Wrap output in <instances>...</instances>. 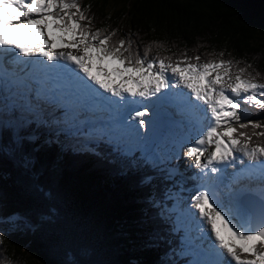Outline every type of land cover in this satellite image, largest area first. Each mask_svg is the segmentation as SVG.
Masks as SVG:
<instances>
[{
  "label": "trees",
  "instance_id": "16d2710c",
  "mask_svg": "<svg viewBox=\"0 0 264 264\" xmlns=\"http://www.w3.org/2000/svg\"><path fill=\"white\" fill-rule=\"evenodd\" d=\"M77 3L91 17L82 24L115 32L112 44L131 41L141 55L150 46L149 58L173 62L185 53L233 60L264 82V0ZM45 132L37 117L14 128L0 122V264H186L166 164L103 137L83 149L64 144L69 132L54 141Z\"/></svg>",
  "mask_w": 264,
  "mask_h": 264
},
{
  "label": "snow or ice",
  "instance_id": "6c2138e0",
  "mask_svg": "<svg viewBox=\"0 0 264 264\" xmlns=\"http://www.w3.org/2000/svg\"><path fill=\"white\" fill-rule=\"evenodd\" d=\"M84 20L90 24L91 17L77 0H0V78L7 72V53L15 52V61L41 66L44 78L32 77V82L41 85L35 89L37 99L42 95L44 84L63 75L69 81L79 82L78 91L94 93L96 107L115 106L109 118L110 128L125 127L136 135L140 128L146 127L144 117L149 107L131 113L129 119L136 121V125L127 124L120 109L132 104L143 105L148 98L158 97L160 103H170L176 98L166 96L165 90L181 87L179 95L184 109L191 112L202 108L206 121V130L184 152L186 157L194 158L193 166L204 181L191 197V214L199 217L195 222L199 235L186 236L184 243L194 256L200 257L208 254L204 250L207 237L211 241L208 249L215 257L197 258L191 264H264V193L258 214L238 198L242 193L232 194L230 190L234 198L227 207L219 204L213 194V184L220 177L221 169L244 157L258 162L247 166L250 173L258 174L250 175L249 179L258 178L264 183V146H251L248 143L251 136L243 131L239 132L240 136H246L243 142L233 135L238 131L233 123H239L240 129L249 125L264 128V122L246 119L242 110V104H246L258 113L264 112L261 98L264 82L256 79L260 73L253 75L233 60L209 59L201 63L199 55L189 57L186 53L175 62L171 57L159 55L149 58L150 46L141 55L133 52L131 41L120 39L112 44L114 31L108 34L99 29L92 31L89 24L81 23ZM33 38L36 43L26 42ZM58 48L82 49L83 54L56 51ZM26 57L33 60H24ZM13 83L33 91L28 77ZM143 139L148 141L150 137L145 135ZM213 144L214 150L208 153V147ZM240 178L241 173L233 174L234 181Z\"/></svg>",
  "mask_w": 264,
  "mask_h": 264
},
{
  "label": "rangeland",
  "instance_id": "374dc122",
  "mask_svg": "<svg viewBox=\"0 0 264 264\" xmlns=\"http://www.w3.org/2000/svg\"><path fill=\"white\" fill-rule=\"evenodd\" d=\"M45 36L47 38L46 32ZM61 50L65 52L72 51L74 54H83L82 49H56V51ZM93 70L96 71V69ZM101 78L103 79L104 77L101 76ZM30 83H32L33 91L28 92L24 87L20 88L17 86V83L14 84L12 79L7 83L4 77L0 78V122L11 124L14 128L20 125L23 126V124H26L27 121L36 119L37 117V119L43 121L46 129L45 134H51V136L47 138L50 141H54L55 135L58 133L69 132L73 136L67 141H64V144L77 148L83 147V149H86V142H95L103 137L109 141L112 146L113 144L121 146L128 154L138 152L141 157L152 166L166 164L164 166L167 172L165 177L176 178L175 183L177 184L176 189L173 192L168 190V194L174 202L170 211H174L176 229L182 233L179 240L183 242V246L180 251L187 259L186 264H191V262L197 258L203 259L201 256H194L191 250L187 248L184 243L186 236L194 238L199 235V232L195 230V222L199 220V217H193L191 214V197L194 196L195 181L194 183L188 182L189 177L193 179L196 178L195 174H197V169L193 166L194 158L186 157L184 152L189 144L198 139L199 135L206 130V121L203 120L204 111L202 109H197L196 113L190 112L189 115L191 117L192 115L199 116L200 122L197 123L193 120V118H190L189 120L182 119L181 116L185 110L181 109V107L177 105L178 103L176 101L175 104L174 101L170 102L169 105L160 104L161 109L159 107H156V110L149 108V112L144 117L146 127L140 128L139 135H136L134 132L127 130L125 127H121L119 129L110 128L108 126V115H110V113L108 112H97V114L94 115L95 111H91L87 115L90 118L86 119V116H84L80 110H76L71 105V102L64 101L61 97L53 94L51 91H48L47 97L45 93V90L47 89L44 87L41 97L37 99L35 89L41 87V85H37L32 81ZM179 90H181V87L176 86V88H173L172 93L179 97ZM154 100L155 98L150 101L153 103ZM177 100H181V97ZM151 102L145 101V104L150 106L152 104ZM27 107L29 108L24 109ZM248 107L250 106L242 104L243 111L244 108L248 109ZM157 113H163L165 115V120L163 116L159 119V117L156 116ZM167 113H173V115L178 117V120L167 117ZM187 115L188 114H186V116ZM251 117L255 120L263 122L264 112ZM126 123L136 125L137 122L128 119ZM156 124H160V131L156 140L152 141L151 132ZM235 126L239 127V123H236ZM194 127L198 128V132H196ZM243 130L246 131V134L251 136L249 141L254 143L256 146H264V144L262 145V143H264V135H256L257 132H264V128H253L249 125L247 128L240 129L237 133ZM145 135L150 137L148 141L143 139ZM32 136V132H29L28 137ZM214 147L213 145L209 146L208 153L214 150ZM238 163V166L241 168L244 163H250V161L246 158L242 159ZM190 180L191 179L189 178V181ZM236 183V181L234 183L229 182L228 180L227 182H224V185L222 184V190L217 193L218 200H227V197L229 196L228 192L232 190L234 185L238 186ZM256 191L260 190L257 189ZM261 192L264 193L263 191ZM222 202L220 201L219 204ZM14 219V216L10 217L7 222L12 223ZM206 243L211 244V241L208 240L207 237H205V246L207 245ZM175 251L178 252L179 249L176 248ZM248 255L249 258H252L250 254Z\"/></svg>",
  "mask_w": 264,
  "mask_h": 264
},
{
  "label": "bare ground",
  "instance_id": "6f19581e",
  "mask_svg": "<svg viewBox=\"0 0 264 264\" xmlns=\"http://www.w3.org/2000/svg\"><path fill=\"white\" fill-rule=\"evenodd\" d=\"M28 61H31V60H33V58H28L27 59ZM7 67V66H6ZM40 65L39 64H33V63H31V64H27V65H23L21 62L19 63V62H17V61H15L14 60V64H13V66H10V67H7V72H6V74L4 75V78H5V81L8 83L11 79L13 80V81H16L18 78H23V77H28V82L30 83L31 81H32V77H35V78H37V79H43L44 78V74L40 71ZM27 70V71H26ZM72 85L73 84H75L76 83V81L73 79L72 80ZM17 86L19 87L20 86V84L19 83H17ZM166 90H168V89H166ZM165 90V91H166ZM172 91V90H171ZM48 91L47 90H45V93H47ZM47 96V95H46ZM168 96L169 97H177L175 94H173L172 92H169V94H168ZM149 100H151V99H153V98H148ZM176 99H179V98H176ZM155 102H156V100H154V102H153V104L155 105ZM168 105H169V103H168ZM179 107H181V109H183V110H185V112L182 114V119H184V120H189L190 118H193V120H195L196 122H197V118L199 117L198 115H192V117L189 115L190 114V111L189 110H187V109H184V107H183V105L181 106L180 104L178 105ZM141 107H143V105H139V111L141 110ZM202 109V108H201ZM199 110V109H198ZM203 110V109H202ZM204 111V110H203ZM191 112H194V113H196L197 112V109L196 110H194V111H191ZM132 113V112H131ZM161 113V112H160ZM129 114V113H128ZM163 114V113H162ZM186 114H188L187 116H186ZM164 115V114H163ZM129 116H130V114H129ZM165 116V115H164ZM166 116L167 117H169V118H172V119H174V120H178V117H176L175 115H173V113H167L166 114ZM88 118V117H87ZM233 127H235V128H237L235 125H233ZM238 129V128H237ZM238 131H239V129H238ZM247 136H250L249 134H246ZM239 138H240V141L241 142H243L245 139H246V136H238ZM248 142H250V141H248ZM264 143H262V145H263ZM213 147H214V144H213ZM205 155H207V153L205 154ZM242 159H246V157H244V158H242ZM242 159H237L236 160V162H235V164H234V166H235V168L234 169H231L230 171H226L225 169H223V172H226V175L224 176V178L221 180L220 179V184L222 185H224V180L226 179V178H228V176H229V174H231V172H236V170L237 169H239V163L238 162H240ZM250 163H252V164H255V163H257V162H250ZM198 169H197V174H195L196 175V178L195 179H193V178H191V177H189L191 180H193V181H189V178H188V182H190V183H194V181H196V179H197V176H198ZM228 181L229 182H231L232 181V178L230 177L229 179H228ZM225 182H227V181H225ZM263 184V185H260V184ZM250 184H252V185H250ZM183 185V184H182ZM238 186H235L236 188H237V190H238V193H242V194H240L241 196H244V195H254V196H256L258 199L260 198L261 199V194H262V192L261 191H263L264 192V183H262L259 179H257V181L255 182V183H251L250 181H248V180H243V182L242 183H240V184H237ZM260 190V191H256V190ZM220 190H222V187L220 188ZM197 191H199V189H197L196 188V192ZM196 192H194V195L196 194ZM217 193V192H216ZM215 193V194H216ZM256 194V195H255ZM231 198V197H230ZM223 199V198H222ZM227 201V202H225V201ZM222 202V201H224V202H222L221 204H223L225 207H227L228 205H229V202H230V200H228V197H227V200L226 199H223V200H218L217 199V202L219 203V202ZM237 217H234V219H236ZM208 247L207 246H205V252H207L208 254L207 255H201V257L203 258V259H208V258H211V259H214L215 257H214V255L210 252V250L209 249H207Z\"/></svg>",
  "mask_w": 264,
  "mask_h": 264
},
{
  "label": "water",
  "instance_id": "95a60500",
  "mask_svg": "<svg viewBox=\"0 0 264 264\" xmlns=\"http://www.w3.org/2000/svg\"><path fill=\"white\" fill-rule=\"evenodd\" d=\"M159 134V131L156 130V129H153L152 133H151V140L152 141H155L157 136ZM248 199H252L251 202L248 203ZM256 200V201H255ZM241 201H243L246 206L255 214H258L259 213V210H260V205H259V200L254 198V197H251L250 195H245L243 197V199H241ZM252 203V204H251ZM253 205V206H252Z\"/></svg>",
  "mask_w": 264,
  "mask_h": 264
}]
</instances>
